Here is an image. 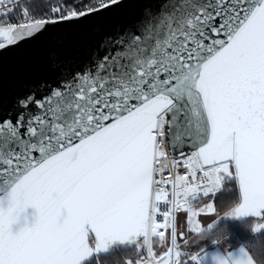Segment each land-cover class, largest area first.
Here are the masks:
<instances>
[{
	"label": "snow or ice",
	"instance_id": "snow-or-ice-1",
	"mask_svg": "<svg viewBox=\"0 0 264 264\" xmlns=\"http://www.w3.org/2000/svg\"><path fill=\"white\" fill-rule=\"evenodd\" d=\"M122 2L23 7V22L4 23L21 0H0V55ZM49 71L0 118V264H95L116 247L146 252L127 264H182L177 213L205 231L198 217L215 215L214 201L194 202L230 181L239 197L225 217L264 231V0H163L105 35L84 67L59 51ZM28 209L33 222L14 234ZM168 230L157 256L153 238ZM229 253L256 264L245 246Z\"/></svg>",
	"mask_w": 264,
	"mask_h": 264
},
{
	"label": "water",
	"instance_id": "water-1",
	"mask_svg": "<svg viewBox=\"0 0 264 264\" xmlns=\"http://www.w3.org/2000/svg\"><path fill=\"white\" fill-rule=\"evenodd\" d=\"M162 2L163 0H123L118 8L91 14L81 20L63 22L39 38L23 41L4 50L3 55H0V118L10 114L14 98L28 83L38 76L54 79L49 71L53 52L63 51L71 57L74 67H84L105 35L115 34L117 30L131 24L148 5H151L154 11L158 10ZM100 55H103V52ZM185 150L188 151L187 147ZM171 154L178 156L179 152L171 151ZM34 212V209H28L27 221L22 218L18 224L12 226L14 234L26 224L31 225ZM232 220L244 222L250 219L229 217L222 221ZM238 249L231 252L235 253ZM206 253L224 255L221 248Z\"/></svg>",
	"mask_w": 264,
	"mask_h": 264
},
{
	"label": "trees",
	"instance_id": "trees-1",
	"mask_svg": "<svg viewBox=\"0 0 264 264\" xmlns=\"http://www.w3.org/2000/svg\"><path fill=\"white\" fill-rule=\"evenodd\" d=\"M90 0H30L22 3L17 11L11 15L10 20H5L4 23H20L23 22L22 8L28 7L31 14L36 16H43L45 14L51 15V8L62 7L65 11L67 10H84ZM83 5V7H82ZM239 193L238 187L234 181L226 182L223 190L215 196V207L216 210L223 212L224 216L227 211L231 209L232 206L238 201ZM203 201V200H201ZM200 202V201H198ZM223 216V217H224ZM221 218L222 221L225 218ZM256 221L253 219L246 220L244 222L238 221H222L220 224L221 228H225L224 234L222 236H234L240 241L241 245L245 246L247 250L251 253L256 264H264V231L259 233H254L252 231L253 224ZM206 235L200 238H205L209 232L206 230ZM180 236V235H179ZM219 236H211V239L217 238ZM168 239V237H167ZM161 243L157 239L154 243V252L157 256L162 255L167 251L169 247L168 240ZM180 239V237H179ZM198 239L196 237L191 238L190 243H194ZM180 241H183L180 239ZM145 252L138 253L134 248L127 247H117L114 248L107 254H101L98 261L95 264H127L128 260L135 262L144 256Z\"/></svg>",
	"mask_w": 264,
	"mask_h": 264
},
{
	"label": "rangeland",
	"instance_id": "rangeland-1",
	"mask_svg": "<svg viewBox=\"0 0 264 264\" xmlns=\"http://www.w3.org/2000/svg\"><path fill=\"white\" fill-rule=\"evenodd\" d=\"M217 196V195H216ZM209 201H215V198L210 197L206 198L203 201L200 202H194V207L199 208L208 203ZM215 204V202H214ZM224 216L223 212L220 210H216L215 215L207 216V215H201L198 217V219L201 221V223L205 226V232L207 229V225L209 223H215L216 221H219ZM223 218H229V217H223ZM177 228H178V237H180V233L184 234V239L181 241L183 243V248L187 251L191 252L192 254H196L202 249H204L206 246H208L210 243L216 241L217 244L222 248V250L229 251L233 248H236L237 246L241 245L240 241L237 240L234 236H222L224 234L223 231H225V228H221L216 233H214V236H219L217 238L209 239L206 238H200V234H195L190 231H188V225L186 222V213L180 212L177 214ZM196 237L198 240L194 243H190L189 241L191 238ZM167 237L165 238V240Z\"/></svg>",
	"mask_w": 264,
	"mask_h": 264
},
{
	"label": "built area",
	"instance_id": "built-area-1",
	"mask_svg": "<svg viewBox=\"0 0 264 264\" xmlns=\"http://www.w3.org/2000/svg\"><path fill=\"white\" fill-rule=\"evenodd\" d=\"M26 1H29V0H21V4L22 3H24V2H26ZM177 157V159H179V155L178 156H176ZM179 171L181 172V173H183V172H185V170L183 169V168H180L179 169ZM223 190V189H222ZM221 190V191H222ZM220 191V192H221ZM220 192H218L216 195H218ZM211 197V196H210ZM210 197H208V198H210ZM204 199H206V198H200V199H198L196 202H198V201H201V200H204ZM161 207L162 208H166L167 206H165V205H161ZM178 214V213H177ZM157 219L159 220V221H163V218L162 217H160V216H158L157 217ZM177 233H178V228H177ZM166 237H168V243H169V246H170V230H168L167 232H166ZM158 238H153V240H154V242H153V249H154V243H155V241L157 240ZM177 239H178V244L180 245V249L185 253V255H183L182 257H181V262H182V264H184V262H186V261H188V258H189V255H191L192 253L191 252H189V251H187L186 249H184L183 248V243H181V241H180V239H179V237L177 236ZM205 250H206V248H204V249H202L201 251H199L198 253H196L197 255H201V254H203L204 252H205ZM146 252H145V254H144V256L146 257Z\"/></svg>",
	"mask_w": 264,
	"mask_h": 264
},
{
	"label": "clouds",
	"instance_id": "clouds-1",
	"mask_svg": "<svg viewBox=\"0 0 264 264\" xmlns=\"http://www.w3.org/2000/svg\"><path fill=\"white\" fill-rule=\"evenodd\" d=\"M200 235L202 237L205 236V231H202ZM212 264H247V258L242 255L233 257L231 253H229L228 256L216 253L212 254Z\"/></svg>",
	"mask_w": 264,
	"mask_h": 264
},
{
	"label": "flooded vegetation",
	"instance_id": "flooded-vegetation-1",
	"mask_svg": "<svg viewBox=\"0 0 264 264\" xmlns=\"http://www.w3.org/2000/svg\"><path fill=\"white\" fill-rule=\"evenodd\" d=\"M217 222H218V223H217ZM221 222H222V221L219 220V221H216L215 223H213L215 226H214V228H213L212 230H210V231H209L208 229H206V230L209 232V234L205 237L206 239H209V237H211L214 233H216L218 230L221 229V227H220ZM240 246H241V245H239V246H237L236 248H233V249H231V250H229V251H225V250H222V251H223L224 254H225V253H228V252H230V251H233V250L238 249ZM205 248H206L205 252H208V251L214 250V249H216V248H221V247L217 244L216 241H214V242L210 243L208 246H206ZM221 249H222V248H221Z\"/></svg>",
	"mask_w": 264,
	"mask_h": 264
}]
</instances>
